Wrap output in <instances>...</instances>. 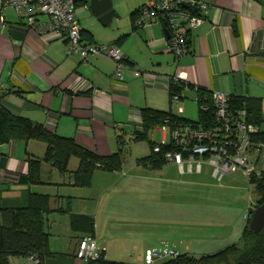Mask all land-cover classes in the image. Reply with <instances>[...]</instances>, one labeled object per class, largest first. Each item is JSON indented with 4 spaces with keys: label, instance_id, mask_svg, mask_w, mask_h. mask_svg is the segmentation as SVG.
<instances>
[{
    "label": "crops",
    "instance_id": "obj_1",
    "mask_svg": "<svg viewBox=\"0 0 264 264\" xmlns=\"http://www.w3.org/2000/svg\"><path fill=\"white\" fill-rule=\"evenodd\" d=\"M146 1L134 4L127 17L111 30L101 27L87 1L80 0L75 7V16L82 21L83 43H115L126 56L122 81L113 79L116 65L108 57L90 55L82 63L77 54L67 53L66 39L51 32L47 15L35 16L37 33L28 29L14 9L6 8V27L0 30V104L50 132L72 137L101 156L121 149V140L124 150L127 139L135 138L141 128L142 108L170 110L185 120L197 121V89L256 102L264 115V0H204L208 5L203 10L204 20L189 32L188 51L178 58L168 49L160 25H135L137 11ZM171 81L184 85L177 105L170 102ZM157 129L162 133L160 141L168 140V131L160 126L152 131ZM260 130L264 131V124ZM45 149L46 144L36 139L0 142V208L24 207L30 193L51 196L44 190L43 178V171L51 168L49 164H41L43 183L27 180L28 154L41 158ZM135 159L124 162L120 170H95L90 185L81 187L73 185L78 159L71 157L68 178L57 177L53 183L56 194L50 200L55 206L62 207L66 201L73 213L93 217L92 237L104 258L142 264L146 249L168 248L200 255L239 240L245 216L256 199L243 200L241 216L234 210L212 212L207 225H201L198 210L190 211L186 221L179 214L177 221L167 222L163 212L157 220L149 210L136 208V197L154 193L152 181L143 174L147 168L137 165ZM163 168L158 170L163 173ZM55 172L51 170L58 174ZM193 172L186 168L180 171ZM229 179L228 189L234 199L242 200L237 187L246 185L234 175ZM162 185L159 192L163 197ZM226 191L218 197L229 194ZM83 236L80 233L78 241ZM222 243L227 244L218 246ZM52 249L54 257L46 264H86L74 252L58 255L57 248ZM18 257H9L10 264L35 262L28 259L20 263Z\"/></svg>",
    "mask_w": 264,
    "mask_h": 264
},
{
    "label": "trees",
    "instance_id": "obj_2",
    "mask_svg": "<svg viewBox=\"0 0 264 264\" xmlns=\"http://www.w3.org/2000/svg\"><path fill=\"white\" fill-rule=\"evenodd\" d=\"M135 14V13H134ZM83 36V31H81ZM184 85L178 81L169 83L170 102L172 96L182 93ZM233 111L246 110L245 120L256 127L251 134V144H264V131L260 126L264 124V115L256 102H250L245 98L231 97L229 100ZM198 122L209 126L215 123L214 107L211 94L197 89ZM141 128L136 130L134 139H146L149 131L156 126H168L171 128L180 122H190L172 111H160L152 108L140 110ZM168 119L167 122L165 120ZM196 122V121H192ZM9 139L27 141L36 139L46 144V149L41 158L27 156V180L31 184L43 183L41 180V164L47 163L55 167L59 172L67 171L71 157L78 159V165L73 172V185L89 186L95 170L115 171L120 170L125 162L123 141H120L121 149L107 156H101L93 150L77 143L72 137L60 136L48 131L42 124L14 115L0 104V142ZM151 143V152L135 159L137 165L147 169H161L169 161L165 152L174 150L172 144ZM159 144L160 150L153 148ZM249 183L254 187L257 198L255 205L246 214V224L239 240L216 252L195 255L187 252H178V255L158 261L154 264H264V228L258 233L253 232L248 224L252 210L260 204H264V169L259 168L258 173H249ZM50 198L48 195L30 193L27 205L21 208H0V264H10L11 256H34L36 264H46L54 253L49 250L48 233L45 231L44 214L48 210ZM61 212L69 214L72 230L92 236L94 231V219L90 215L76 214L67 203L66 209L58 207ZM84 237V236H83ZM86 264H129L120 261L108 260L100 253L96 260L87 261ZM145 264V263H142Z\"/></svg>",
    "mask_w": 264,
    "mask_h": 264
},
{
    "label": "built area",
    "instance_id": "obj_3",
    "mask_svg": "<svg viewBox=\"0 0 264 264\" xmlns=\"http://www.w3.org/2000/svg\"><path fill=\"white\" fill-rule=\"evenodd\" d=\"M80 0H2L0 5V30L6 27L5 9L11 7L17 15L25 19L29 30L37 32L35 16L45 14L49 17V29L58 37L66 39V52L77 54L82 63L90 55H102L115 62L113 79L125 78L127 58L115 43H83L82 29L75 16V7ZM88 2V0H85ZM204 0H148L142 4L135 17L137 27L147 28L157 23L164 30L168 49L175 57L188 51V34L204 20L203 10L207 8ZM38 33V32H37ZM166 33L168 36H166ZM215 123L209 126L200 122H180L163 130L169 138L159 143L172 144L174 150L165 152L169 162L178 166L180 171L201 172L204 166L218 180L237 170L254 171L258 165L264 169V144L252 146L250 136L257 129L245 120L246 110L233 111L229 94L221 91L211 93ZM179 94L172 96V103H179ZM168 119L165 120L167 122ZM159 151V144L153 148ZM254 164V165H253ZM246 218V216H245ZM96 240L92 236L81 237L75 256L85 262L100 257ZM178 255L174 249L144 251L143 263L154 264ZM29 261H36L29 256Z\"/></svg>",
    "mask_w": 264,
    "mask_h": 264
},
{
    "label": "rangeland",
    "instance_id": "obj_4",
    "mask_svg": "<svg viewBox=\"0 0 264 264\" xmlns=\"http://www.w3.org/2000/svg\"><path fill=\"white\" fill-rule=\"evenodd\" d=\"M139 1L140 0H112L113 8L119 12V16L116 15L118 17L114 20L113 25L104 26L100 24L101 27L104 29H113L119 20L122 22L127 17L130 8ZM90 12L89 10V14L91 15ZM80 21L81 20H79V22ZM171 104L173 103L171 102ZM161 134V130L157 129L149 131L146 139H127V142L124 144L125 163L128 164L129 161L135 159L136 156L144 157L148 155L151 152L150 140L152 142H159ZM166 138H169V132H166ZM49 167L51 168H47L43 171V178L46 180L44 190H46L47 194L53 196L56 194L55 184L53 183L57 182L55 181L57 177L67 179L70 172L68 167L65 173L59 172L53 166ZM52 169L58 174H52ZM254 171L258 173V165L254 168ZM249 173V170L239 169L231 174L236 177V181H241L242 185H246V187H239L238 185L237 188L239 191H236V193H240L243 198L242 200H235L233 191L228 189V184H231L229 176L225 175L220 181L211 174V169L206 165L199 174L195 172L181 174L176 165L168 162L164 165L163 173L157 169H147L143 173L147 179L152 181L154 194L151 197H136V208L141 211L149 210L157 220H160V213L163 212V220L167 222L177 221L176 215L180 216L179 214H182L184 221H186L190 211L198 210L201 216L199 219L201 225L210 223L211 219L209 218V214L215 211L234 210L235 212H239L241 216L245 208V202L243 200L246 199L249 202L257 198L254 187L249 183ZM49 180H51V183ZM232 184H235V181ZM161 185L163 186V197L160 196L159 192ZM225 190H227L226 192L229 194L222 196L223 198L218 197V195L221 196ZM51 196H49V198ZM66 206L67 203L64 201L62 207L66 209ZM48 207V210L45 211L44 214V229L48 233L49 250L52 252V248H57L56 250L60 252L57 253L58 255H71L73 252L76 254L80 233L72 230L68 221L69 214L67 212H61L51 200L49 201ZM225 244L222 243V245L218 246L221 247ZM202 245L206 244L201 243L200 246ZM28 258L27 256H19L18 261L20 263H27ZM31 264H36V262H32Z\"/></svg>",
    "mask_w": 264,
    "mask_h": 264
},
{
    "label": "water",
    "instance_id": "obj_5",
    "mask_svg": "<svg viewBox=\"0 0 264 264\" xmlns=\"http://www.w3.org/2000/svg\"><path fill=\"white\" fill-rule=\"evenodd\" d=\"M88 3L98 21L104 26H109L112 18L116 16L112 0H88ZM248 226L255 233L264 228V204L254 208Z\"/></svg>",
    "mask_w": 264,
    "mask_h": 264
}]
</instances>
